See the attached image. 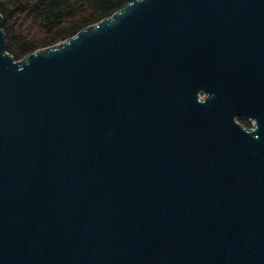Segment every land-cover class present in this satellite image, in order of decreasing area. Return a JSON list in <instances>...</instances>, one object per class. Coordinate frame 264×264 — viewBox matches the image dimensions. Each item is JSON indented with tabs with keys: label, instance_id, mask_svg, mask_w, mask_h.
I'll return each instance as SVG.
<instances>
[{
	"label": "water",
	"instance_id": "1",
	"mask_svg": "<svg viewBox=\"0 0 264 264\" xmlns=\"http://www.w3.org/2000/svg\"><path fill=\"white\" fill-rule=\"evenodd\" d=\"M1 23L0 264H264V0H129L19 59Z\"/></svg>",
	"mask_w": 264,
	"mask_h": 264
},
{
	"label": "trees",
	"instance_id": "2",
	"mask_svg": "<svg viewBox=\"0 0 264 264\" xmlns=\"http://www.w3.org/2000/svg\"><path fill=\"white\" fill-rule=\"evenodd\" d=\"M129 0H0L6 50L15 59L63 40Z\"/></svg>",
	"mask_w": 264,
	"mask_h": 264
},
{
	"label": "flooded vegetation",
	"instance_id": "3",
	"mask_svg": "<svg viewBox=\"0 0 264 264\" xmlns=\"http://www.w3.org/2000/svg\"><path fill=\"white\" fill-rule=\"evenodd\" d=\"M206 95L204 93H199L198 94V98L199 99H204ZM236 121L240 124H242L243 126L250 128L253 126L254 121L252 120L251 117H245V116H241V115H237L236 116Z\"/></svg>",
	"mask_w": 264,
	"mask_h": 264
}]
</instances>
